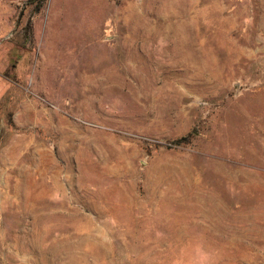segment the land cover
Returning <instances> with one entry per match:
<instances>
[{"label": "rangeland", "instance_id": "rangeland-1", "mask_svg": "<svg viewBox=\"0 0 264 264\" xmlns=\"http://www.w3.org/2000/svg\"><path fill=\"white\" fill-rule=\"evenodd\" d=\"M0 264H264V0H0Z\"/></svg>", "mask_w": 264, "mask_h": 264}]
</instances>
